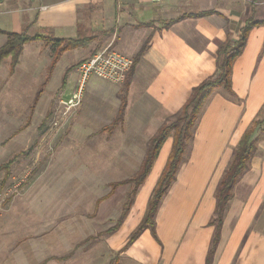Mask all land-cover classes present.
Masks as SVG:
<instances>
[{"label":"crops","instance_id":"obj_1","mask_svg":"<svg viewBox=\"0 0 264 264\" xmlns=\"http://www.w3.org/2000/svg\"><path fill=\"white\" fill-rule=\"evenodd\" d=\"M248 20L264 22V0L256 5L237 0H5L0 4V46L4 32L54 39L93 33L95 42L132 61L147 42L128 90L133 105L141 100L146 108L147 101L149 116L163 122L182 108L193 87L213 75L217 48L235 42ZM33 43L23 46L18 69ZM244 48L232 64L234 96L215 89L203 105L190 154L158 206L157 238L146 230L124 252L114 249L119 255L115 264H206L216 187L232 150L264 107V24L250 29ZM257 147L232 189L211 264H264V138ZM155 161L145 180L152 181L151 187L159 176H152ZM142 235L148 238L146 245L140 244Z\"/></svg>","mask_w":264,"mask_h":264},{"label":"rangeland","instance_id":"obj_2","mask_svg":"<svg viewBox=\"0 0 264 264\" xmlns=\"http://www.w3.org/2000/svg\"><path fill=\"white\" fill-rule=\"evenodd\" d=\"M93 35L79 33L59 46L33 41L19 69L9 68L8 58L0 64V264H115L114 249L124 247L147 210L155 186L144 181L136 202L135 178L151 137L179 114L154 122L147 101L134 106L123 83L93 76L77 106H69L78 65L105 48ZM255 118L264 120V107ZM170 139L152 176L161 178Z\"/></svg>","mask_w":264,"mask_h":264},{"label":"trees","instance_id":"obj_3","mask_svg":"<svg viewBox=\"0 0 264 264\" xmlns=\"http://www.w3.org/2000/svg\"><path fill=\"white\" fill-rule=\"evenodd\" d=\"M5 0H0V4ZM205 15V14H202ZM202 15H198L202 17ZM264 24V22H255L248 20L245 26L239 31V37L235 42L231 44H222L217 49L216 55V69L213 75L208 77L202 83L191 89V94L188 100L182 105V108L177 112L176 122L167 127H161L151 137L149 145L146 149L145 158L142 162V168L135 180V196L139 186L146 180V177L150 174L153 168V162L158 157L160 149L163 147L167 139L171 138L170 152L167 155L165 166L162 172L161 178L159 177L155 187L152 191L150 200L147 203V210L139 221L137 227L129 234L124 247L119 253L124 252L126 248L132 245L139 237V235L148 230L152 236H155V221L154 217L158 211V206L162 199L167 194V190L171 184L176 180L175 175L179 170L181 163L184 160L185 147L188 141L193 138V131L197 124L199 114L204 107L205 101L213 93L215 89L221 88L227 93L228 96L233 97L234 93L231 91V69L235 59H237L244 51L248 32L254 26ZM6 41L3 46L0 47V64L5 58H10V67L12 68L19 63V57L21 56L22 48L25 44L33 41L49 42L53 41L54 46H59L61 39H54L46 35H34L32 37L27 36L25 33H5ZM147 42L141 47L137 56L131 61V68L124 78L123 85H125V91H127L133 76V71L137 60L143 54L146 49ZM58 54V53H57ZM50 63V67L56 63L59 58V54ZM65 78H62V82ZM65 83V82H64ZM63 83V84H64ZM126 107L123 102L122 109ZM176 113V114H177ZM175 114V115H176ZM264 124V120L256 119L248 127V130L239 140L235 146V150L232 153L230 164L222 175V179L216 187L215 193V209L212 215L210 225L214 227V236L210 245V250L206 257V264H211L210 260L215 252L217 243L220 237V229L223 223V214L227 208V202L232 197L233 188L236 183L241 179L242 175L249 168V161L254 157L257 151V143L264 138V131L261 128ZM260 129V131H258ZM125 216V215H124ZM122 216L117 221L116 226L112 229L117 230L124 220Z\"/></svg>","mask_w":264,"mask_h":264},{"label":"built area","instance_id":"obj_4","mask_svg":"<svg viewBox=\"0 0 264 264\" xmlns=\"http://www.w3.org/2000/svg\"><path fill=\"white\" fill-rule=\"evenodd\" d=\"M152 2H159V0H151ZM244 4L256 5L260 0H237ZM80 74L79 85L74 94L75 101L68 104L71 107L77 106L80 100V94L84 84L91 76L99 78L103 81L107 80L113 83H123L128 71L131 68V60L126 58L119 52L114 51L110 46L96 52L89 58L84 59L78 65Z\"/></svg>","mask_w":264,"mask_h":264}]
</instances>
